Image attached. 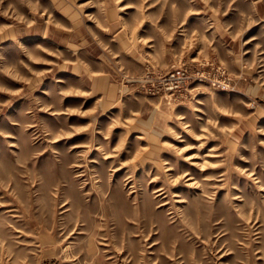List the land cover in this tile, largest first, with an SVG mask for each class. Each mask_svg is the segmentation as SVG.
<instances>
[{
  "label": "rangeland",
  "instance_id": "rangeland-1",
  "mask_svg": "<svg viewBox=\"0 0 264 264\" xmlns=\"http://www.w3.org/2000/svg\"><path fill=\"white\" fill-rule=\"evenodd\" d=\"M0 264H264V0H0Z\"/></svg>",
  "mask_w": 264,
  "mask_h": 264
},
{
  "label": "clouds",
  "instance_id": "clouds-1",
  "mask_svg": "<svg viewBox=\"0 0 264 264\" xmlns=\"http://www.w3.org/2000/svg\"><path fill=\"white\" fill-rule=\"evenodd\" d=\"M208 2H209V0H204L205 4H208ZM240 35H241V33H237L236 36L233 37V39L234 40L238 39ZM253 64H255V61H253ZM253 64H247V65H244V67H248V68L251 69L253 67ZM126 79H135V80H139L140 82L143 81V77H126ZM217 83H219L220 86H222V87H225V88L228 87L226 84H223L222 82H214L213 87H215L217 85ZM199 91H205L206 92V91H209V90L208 89H204V88L194 89L193 92H192V95L194 96L195 93L199 92ZM83 95H90V94L89 93H83ZM169 99L171 100V98H169ZM178 103H179L178 101H171V103L167 106L168 107L167 114H165V113H160L159 114L160 118H159V121H158V131L155 134V141H156L157 144H159V138L164 136L165 134H169V135L175 136L176 139H180V137L176 136V133L173 132L172 129L167 127V125L164 123V121H169V120H174L177 123H180L184 119V117L182 115L173 116L171 114L172 108L174 106H176ZM154 107H156V106H154ZM93 111H95V110H93ZM134 123H135V121H133V124ZM211 123H212V121L210 120L209 124H211ZM180 126L185 131H189V125L187 123H181ZM128 127H129V131H131L132 125H129ZM189 134L193 135V136H196V133H194V132H189ZM125 135L127 136L128 133H126ZM196 138L197 139H201L198 136ZM213 138H217V137H213L211 135H206L204 137V139H213ZM203 146H204L203 143H201L200 145H188L189 148H192V147H200V148H202ZM164 147H170V145H164ZM156 150L159 151V148H157ZM119 151L120 150L117 149V153H116L117 155H118ZM184 151H186V149H176L175 150L177 156H182V153ZM187 159L191 163L192 158L188 157ZM201 159H204V158L201 157ZM137 160H140V156L137 157ZM128 163L130 165H132L133 161H129ZM196 167L200 168L201 171H203L204 169H206L208 167H219V165H210L207 162H205L204 164H197ZM160 168H161V175H158L155 179L163 178L164 181H165V185L166 186H176V185H180L181 183L188 184L189 180L191 179V177L188 176L187 172L183 173L182 175H178L176 177L166 176L164 174L167 172V169H165L162 164L160 165ZM185 177H188V179H185ZM206 179H224V177L223 176H220V177H207ZM204 183H205L204 180H201L199 182H194V185L196 187H199V186L203 185ZM205 187H208V186L205 185Z\"/></svg>",
  "mask_w": 264,
  "mask_h": 264
}]
</instances>
